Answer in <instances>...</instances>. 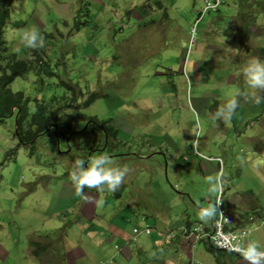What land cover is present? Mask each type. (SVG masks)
Listing matches in <instances>:
<instances>
[{"label": "rangeland", "instance_id": "rangeland-1", "mask_svg": "<svg viewBox=\"0 0 264 264\" xmlns=\"http://www.w3.org/2000/svg\"><path fill=\"white\" fill-rule=\"evenodd\" d=\"M201 6L202 0H19L17 8L12 0L4 27L8 51L30 58L21 37L36 28L45 37L53 74L29 71L10 85L30 101L26 121L36 99L49 103L70 95L64 85L84 98L97 92L102 97L78 113L63 101L53 110L86 122L108 120L117 136L90 159L115 155L109 157L130 171L115 193L84 189L94 205V223L108 236L98 248L97 240L88 241L80 231L87 233L92 207L69 191L74 163L83 159L77 141L86 139L87 146L100 140L101 133L92 135L97 124L89 122L82 137L69 134V148L52 134H41L29 155L15 136L16 113L5 118L0 123V264H28L27 237L44 229L63 264L84 259V264H182L184 256L195 264H247L228 254L215 257L206 242L192 247L193 237L179 234L186 221L211 229V221L200 219L201 209L216 199L206 180L218 167L208 157L221 159L227 178L222 208L251 230V241L264 251V100L256 104L240 97L229 123L212 116L238 91H253L243 68L252 57L264 60V0H222L217 12L197 18ZM256 8L259 13L252 11ZM85 21L76 31L74 25ZM142 216L150 227L145 245L143 235L133 241L132 232L145 228Z\"/></svg>", "mask_w": 264, "mask_h": 264}, {"label": "clouds", "instance_id": "clouds-1", "mask_svg": "<svg viewBox=\"0 0 264 264\" xmlns=\"http://www.w3.org/2000/svg\"><path fill=\"white\" fill-rule=\"evenodd\" d=\"M203 2L204 0H202L201 9L203 7ZM221 4L222 0H220V4L215 11L209 12H217ZM13 6L18 8L19 0H13ZM200 11L197 14V18H202L205 14L209 13L206 12L205 14L200 16ZM225 39L226 37H224V40ZM21 40L23 45L29 49L39 50L45 47V37L36 28H31L29 30L24 31L22 33ZM187 55L188 52L186 53V56ZM243 75L246 79L248 89H251L253 91H238L233 97H231L225 104L217 108V110L212 114L213 119L215 121H223L224 123H229L231 117L234 115L236 109L239 107L240 97H243L245 99L251 98L256 104H259L262 100H264V95H261V93L264 92V60H261L258 57L250 58L243 68ZM41 134H45V132ZM102 138L105 139L106 136L102 134ZM102 149H105V147ZM102 149L97 148L83 151V160L75 161L73 169L70 173L71 181L75 188V194L81 197L85 202H88L90 199L84 192L85 188L96 189L97 192L108 191L110 193H115L124 183L125 177L129 174L130 171L129 168L126 166L115 164L111 157H109L112 155H98L90 159V157L95 152L101 151ZM194 154L199 155L196 152L195 148ZM114 156L115 155H113L112 157ZM205 160L217 162L218 167L217 174L209 176L206 180V183L209 185L208 193L210 195L216 194L215 203H209L207 207L202 208L200 211V219L205 223L211 221V229L208 230L206 227H202L199 225L191 227V223L189 222V225H186L188 223V221H186L185 225L179 228L180 236L188 239L190 237H193V242L191 244L192 247H195L197 243L205 241L208 244L209 248L224 252L230 256L236 257L239 260H245L247 264H264V251H260V246L257 242L251 241V230L249 228L240 226L237 218H235L232 214L226 212L222 208V197L224 194V187L227 183V178L222 172L221 159L208 157ZM220 211L232 217L234 221L232 225L234 230L239 229L249 232L248 236L246 237V243L244 244V246L238 245L235 248V250L238 252H230L227 250L219 249L213 246L210 241V236L215 232L213 222L215 219H217L218 214L221 216L223 215ZM139 216L140 215L137 216L138 220ZM93 219L94 218H90L88 220L90 223L88 224V226L90 227H87L89 229V232H91V229L96 226L94 224ZM146 219L147 218H145L144 216L141 217V220L145 222V228H140L138 230L137 227H133L132 232L133 234H135V236L133 237V241L136 239V235L138 234L139 236H145L150 234L149 223H147ZM228 229L230 228H224V230ZM107 237L108 236L106 235L102 243L106 241ZM170 238L175 239L178 237L174 233H171ZM32 244L35 245L34 243ZM52 249L56 251L54 248ZM114 249L118 250V248H116V245H114ZM116 255L118 254L116 253ZM153 257H156V253H153ZM192 258L186 256L184 261L181 260L180 262L182 264H195ZM114 264L117 263L114 262Z\"/></svg>", "mask_w": 264, "mask_h": 264}, {"label": "trees", "instance_id": "trees-1", "mask_svg": "<svg viewBox=\"0 0 264 264\" xmlns=\"http://www.w3.org/2000/svg\"><path fill=\"white\" fill-rule=\"evenodd\" d=\"M247 1L248 0H243V2ZM261 3L262 2H257V4ZM11 4L12 0H0V123H2L5 118L11 116L13 113H16L15 136H17L20 144L27 147L29 155L35 150L34 143L37 140L36 138L40 136L41 133L45 132L48 135L52 134L51 139H53L57 144L63 142L66 148H69L70 146L67 145L70 140L68 137L69 134L75 133L82 137L85 135V131L87 132L89 122L97 124L96 133H92V135L101 133L104 134L106 138L91 140L88 144L89 147L88 145L84 146L83 144L86 143V139L83 143L77 141L76 146L79 150L82 149L80 150L82 155H84L83 151L86 150L106 148L107 139L116 138L117 136L116 129L108 122V120L100 121L96 117H89L86 122L79 120V118L75 115L71 114V116H64L55 111L56 109L53 110V105L55 103L63 101V104H66L68 109H72L74 112L78 113L80 108H86L95 99L102 97V95L97 92H86V96L84 98L80 93L76 92V89L73 86L64 85L66 89L70 91V95L64 94L62 97H54L48 101L49 103H46L44 100L38 101V99H36L34 111L30 115L29 121H26L28 117V104L30 101L23 95L22 92H12L10 85L16 78L24 77L29 71H34L39 77H41V75L52 76L53 74L50 71V56L47 55L44 48L39 50L30 49L28 53H30L31 57L28 59L18 58L15 53L8 51L4 39V27L10 16ZM239 9L243 10V7ZM252 11L257 13L260 9L257 11L256 8ZM87 23L88 22L86 21L83 22V26L78 23L75 24V30L79 31L81 28L85 27ZM60 83L63 84V82ZM75 100H77L76 104H74ZM71 123H73V125ZM70 124L72 126H69ZM32 127L35 129H32ZM79 129H81L80 133H78ZM88 136L89 134L86 133V137ZM82 145L84 147H82ZM186 225H189V222ZM207 251L217 258L222 254H226L209 248L208 246ZM218 264L224 263L218 261Z\"/></svg>", "mask_w": 264, "mask_h": 264}, {"label": "crops", "instance_id": "crops-1", "mask_svg": "<svg viewBox=\"0 0 264 264\" xmlns=\"http://www.w3.org/2000/svg\"><path fill=\"white\" fill-rule=\"evenodd\" d=\"M60 189H61L60 193L63 194L66 192L63 186H61ZM72 190H74V191H72ZM69 191L75 192V189L71 187ZM74 197H76V196H73V199H74ZM73 199L68 200V201H72ZM91 201L90 202L88 201L85 203L88 205V207H92V209H93L94 205H93V203H91ZM52 207L55 208L54 205ZM54 212H55V210H53V213ZM44 214H45L44 217L47 218V215H46L47 213H44ZM134 215H136V217H137L138 215H140V213L137 210H135ZM92 216H94V219H95V217H96L95 209L92 210ZM87 217H88V219L90 218L88 216V212H87ZM88 219L86 220V222H89ZM94 224L96 226H94L91 229V232H89V229H88L90 226H88V228L86 229L87 233L85 231H83L82 229H80V231H81V234H83V232H84V235L87 236L88 241H96L97 240L98 242L96 244V247L100 248L102 241L106 237V234L101 231V228L98 224H96V223H94ZM48 233H49V230L44 229L40 236H37V237L28 236L27 237L28 247H27V250H25V253H26L25 257L28 261V264H63V262L58 261L60 259H58V257L55 255L56 251H54L50 247L51 244L47 243V241H49L47 239ZM32 243H34L35 245L29 246V244H32ZM143 243H144V245L148 244L147 239L144 236H143ZM150 244H151V242H150ZM185 258L186 257L184 256L183 258H181V260L184 261ZM86 261L87 260L84 259L83 262L85 263ZM83 262H81V263H83Z\"/></svg>", "mask_w": 264, "mask_h": 264}, {"label": "built area", "instance_id": "built-area-1", "mask_svg": "<svg viewBox=\"0 0 264 264\" xmlns=\"http://www.w3.org/2000/svg\"><path fill=\"white\" fill-rule=\"evenodd\" d=\"M220 4V0H204L203 7L200 11V16L209 11H215ZM221 212V211H220ZM223 215L217 216L214 220L215 232L210 236V241L213 246L227 250L230 252H238L235 248L244 246L246 237L249 232L245 230L233 229V219L231 216L221 212ZM226 218V219H225ZM224 228H230L224 230ZM233 229V230H232Z\"/></svg>", "mask_w": 264, "mask_h": 264}]
</instances>
